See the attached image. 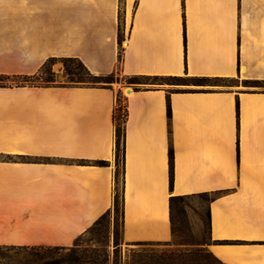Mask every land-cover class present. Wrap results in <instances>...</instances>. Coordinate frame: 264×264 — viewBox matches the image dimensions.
<instances>
[{"label": "crops", "instance_id": "0c3cea01", "mask_svg": "<svg viewBox=\"0 0 264 264\" xmlns=\"http://www.w3.org/2000/svg\"><path fill=\"white\" fill-rule=\"evenodd\" d=\"M51 58L214 83L126 97L122 242H171L170 198L207 194V252L264 264V90L244 84L264 82V0H0V75L33 76ZM124 90L0 87V248L68 249L112 212Z\"/></svg>", "mask_w": 264, "mask_h": 264}, {"label": "rangeland", "instance_id": "374dc122", "mask_svg": "<svg viewBox=\"0 0 264 264\" xmlns=\"http://www.w3.org/2000/svg\"><path fill=\"white\" fill-rule=\"evenodd\" d=\"M48 69L54 79V84H67L64 75L63 63L60 59H54L48 63ZM113 81L121 84L125 90L141 87L126 83L125 77L113 74ZM147 84L154 81H141ZM13 80L0 82V86L6 85L15 87ZM114 83V84H115ZM158 83V82H157ZM165 84H194V81H162ZM204 84H214L205 82ZM219 84V83H216ZM101 86V84H97ZM220 85H224L221 84ZM169 88H201L190 86H176ZM257 89L264 90V84H260ZM124 90V91H125ZM121 94L120 107L121 114L125 106L124 99L127 95ZM117 191L120 194V164ZM209 197L183 199L175 206L174 238L166 244H134L125 245L121 236L120 212L114 210L106 217V224L96 226L92 231L78 239L74 245L68 249H31V251L20 252L18 259H25L28 254H32L35 259H70L72 256H83L87 264L92 261L95 264H219L212 259L206 249L208 243V224L206 219V206ZM111 220L114 227L111 230ZM117 239L115 245L114 239ZM15 252L9 249L0 248V264H14Z\"/></svg>", "mask_w": 264, "mask_h": 264}, {"label": "trees", "instance_id": "16d2710c", "mask_svg": "<svg viewBox=\"0 0 264 264\" xmlns=\"http://www.w3.org/2000/svg\"><path fill=\"white\" fill-rule=\"evenodd\" d=\"M122 2V0H120ZM123 41L120 28L118 29V43L121 44ZM122 59L121 52L118 53V62L120 63ZM54 60V58L49 59L39 70V72L36 75L33 76H4L0 75V82L4 83L6 81L13 80L15 82H19V84L16 83L15 87H55V86H77V85H91V86H98L97 84H101L100 87H108L110 88L112 84L115 83L113 81V74L109 76H96L89 72V70L85 67V65L76 58H60V60L63 63V69H64V75L67 79V84H54V79L51 75L50 70L48 69V63ZM126 83L133 85V86H140L147 83L141 82V81H154V83L151 84H161L159 82L162 81H194V84L189 83H181V84H172L176 86H205V82L207 80L205 79H196V78H177V77H171L168 79H160L159 77H142V76H131V77H125ZM158 82V83H157ZM246 87L249 88H258L260 84H264L257 81H247L244 83ZM0 87H11V86H0ZM138 88V87H137ZM120 98L121 94L118 93L116 95V102L115 107L112 114V120L114 124V133H115V161H116V170L114 174L115 179V188H114V197H113V210L115 213L120 212V219H122V191H123V162H124V136H125V124L127 119V108H126V99H124L125 106L123 109V113L121 114V107H120ZM237 108V116H238V106ZM166 112L168 118L171 116L170 111V104L169 100L167 99L166 104ZM170 161H171V152H170ZM119 164H120V194H118L117 191V183H118V174H119ZM98 166H105V162H97ZM201 197H209L210 200L207 202L208 204L213 199L212 196H209L207 194H200V195H194V196H187V197H172L169 201V209H170V223H171V230H172V239L174 238L175 232H174V222H175V206L176 204L183 200V199H192V198H201ZM206 206V219L208 224V231H209V212ZM109 214L103 215L90 230L92 231L96 226L106 224V217ZM209 242V237H208ZM115 245L117 244V239H114ZM208 244V243H207ZM206 244V245H207ZM205 245V246H206ZM3 249V248H1ZM10 251L15 252L16 259L14 260V264H87L86 261L83 259V256H72L70 259H54V258H44V259H35L36 256L32 254H28V257L25 259H18L20 252H26L31 251V249H9ZM208 253V252H207ZM208 255L212 257L211 254L208 253ZM216 262H218L216 259H214ZM221 264L220 262H218ZM91 264H95L94 261H92Z\"/></svg>", "mask_w": 264, "mask_h": 264}, {"label": "bare ground", "instance_id": "6f19581e", "mask_svg": "<svg viewBox=\"0 0 264 264\" xmlns=\"http://www.w3.org/2000/svg\"><path fill=\"white\" fill-rule=\"evenodd\" d=\"M124 92H125V94H126L127 96L130 95V93H131L130 90H125Z\"/></svg>", "mask_w": 264, "mask_h": 264}, {"label": "water", "instance_id": "95a60500", "mask_svg": "<svg viewBox=\"0 0 264 264\" xmlns=\"http://www.w3.org/2000/svg\"><path fill=\"white\" fill-rule=\"evenodd\" d=\"M127 90H130V89H127Z\"/></svg>", "mask_w": 264, "mask_h": 264}]
</instances>
